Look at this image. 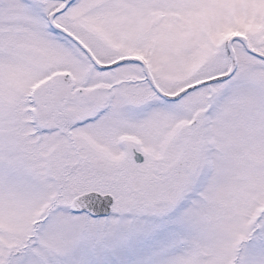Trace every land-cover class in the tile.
<instances>
[{"label":"snow or ice","instance_id":"obj_1","mask_svg":"<svg viewBox=\"0 0 264 264\" xmlns=\"http://www.w3.org/2000/svg\"><path fill=\"white\" fill-rule=\"evenodd\" d=\"M0 264H264V0H0Z\"/></svg>","mask_w":264,"mask_h":264}]
</instances>
